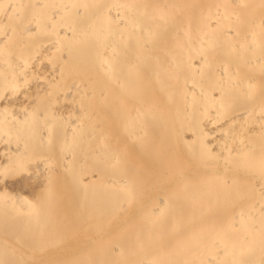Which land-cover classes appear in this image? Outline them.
Masks as SVG:
<instances>
[{
    "label": "bare ground",
    "instance_id": "6f19581e",
    "mask_svg": "<svg viewBox=\"0 0 264 264\" xmlns=\"http://www.w3.org/2000/svg\"><path fill=\"white\" fill-rule=\"evenodd\" d=\"M0 264H264V0H0Z\"/></svg>",
    "mask_w": 264,
    "mask_h": 264
}]
</instances>
